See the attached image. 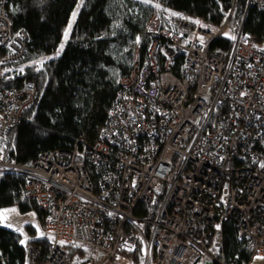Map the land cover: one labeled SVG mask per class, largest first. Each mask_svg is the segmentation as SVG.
Wrapping results in <instances>:
<instances>
[{
	"label": "built area",
	"instance_id": "built-area-1",
	"mask_svg": "<svg viewBox=\"0 0 264 264\" xmlns=\"http://www.w3.org/2000/svg\"><path fill=\"white\" fill-rule=\"evenodd\" d=\"M255 5L264 0H247V9ZM230 12L219 27L154 15L147 60L120 79L92 146L44 151L30 164L0 160V177L23 175V195L45 212L50 254L30 244L24 264H75L79 251L67 246L110 260L138 242L144 264H226L229 220L251 261L264 255V43L241 23L229 52L212 50ZM30 43L26 29H14L10 1L0 0V80ZM37 94L34 80L0 84V146ZM141 205L150 215L136 214Z\"/></svg>",
	"mask_w": 264,
	"mask_h": 264
},
{
	"label": "trees",
	"instance_id": "trees-1",
	"mask_svg": "<svg viewBox=\"0 0 264 264\" xmlns=\"http://www.w3.org/2000/svg\"><path fill=\"white\" fill-rule=\"evenodd\" d=\"M9 1L14 29H26L31 43L22 61L2 67L0 83L17 86L34 80L38 94L0 146L1 161L30 164L44 151L71 150L83 143L92 146L122 88L120 79L129 77L147 60L153 39L147 23L154 15L163 16L160 5L189 17H202L213 27L221 26L232 10L230 28L237 30L243 23L246 31L264 43V7L247 9V0ZM231 46L227 29L213 41L211 49L229 52ZM45 56L43 69L36 71L31 63ZM21 65L26 66L14 73ZM24 187L23 175L1 176L0 208L17 205L22 212H36L43 223L45 212L23 195ZM136 214L150 212L141 205ZM26 229L32 239L24 243L19 232L0 223V264H24L30 244L42 246L43 259L49 256L51 240L37 236V229L30 224ZM67 247L73 255L90 251ZM129 257L130 264H142L141 242ZM223 257L226 264L251 262L247 243L239 238L233 220L223 223Z\"/></svg>",
	"mask_w": 264,
	"mask_h": 264
},
{
	"label": "rangeland",
	"instance_id": "rangeland-1",
	"mask_svg": "<svg viewBox=\"0 0 264 264\" xmlns=\"http://www.w3.org/2000/svg\"><path fill=\"white\" fill-rule=\"evenodd\" d=\"M161 9V13H170L179 15L176 11L170 10L162 5L159 7ZM228 31L232 34V29L229 27ZM51 57V56H50ZM37 60V59H36ZM36 60L31 63V65H36ZM26 65H23L25 67ZM16 67V66H14ZM22 65L16 67L13 71L14 73H20V70L23 68ZM36 69V68H35ZM0 223L3 227L15 230L22 235L23 242L26 243L32 239L30 233L26 229V225L30 224L37 229V236H43L50 239L49 235L45 232L44 222L42 223L41 220L38 218L36 212H22L17 205L7 206L0 208ZM92 252V251H91ZM88 252H79V256L75 259V264L84 262L86 264H130V257L126 254H120L113 259L110 260H103L102 254L100 253L99 257H96L91 263L88 262L85 258H87ZM84 255V258H82ZM82 256V257H81ZM261 258V256H256L250 264L257 262V260ZM264 259V256H262ZM142 264H144V257Z\"/></svg>",
	"mask_w": 264,
	"mask_h": 264
},
{
	"label": "crops",
	"instance_id": "crops-1",
	"mask_svg": "<svg viewBox=\"0 0 264 264\" xmlns=\"http://www.w3.org/2000/svg\"><path fill=\"white\" fill-rule=\"evenodd\" d=\"M99 256H100V253L89 251L88 254H87V258H85V259H86V260H87V259H91V262H92L96 257H99ZM259 256H261V258H259V259L257 260L256 263L253 262V264H264V259L262 258V256H264V255H259ZM81 257H82V256H81ZM82 258H84V255H83ZM91 262H90V263H91ZM251 262H252V261H251ZM82 263H83V262H81V264H82ZM77 264H80V263H77Z\"/></svg>",
	"mask_w": 264,
	"mask_h": 264
},
{
	"label": "bare ground",
	"instance_id": "bare-ground-1",
	"mask_svg": "<svg viewBox=\"0 0 264 264\" xmlns=\"http://www.w3.org/2000/svg\"><path fill=\"white\" fill-rule=\"evenodd\" d=\"M42 61H43V59H41ZM44 63H45V61H43V65H42V68L41 69H39V70H36V71H40V70H42L43 69V67H44ZM36 68V67H35ZM1 84V83H0ZM37 89H38V86H37Z\"/></svg>",
	"mask_w": 264,
	"mask_h": 264
},
{
	"label": "clouds",
	"instance_id": "clouds-1",
	"mask_svg": "<svg viewBox=\"0 0 264 264\" xmlns=\"http://www.w3.org/2000/svg\"><path fill=\"white\" fill-rule=\"evenodd\" d=\"M43 58V57H40V59ZM39 59V58H38ZM90 262H91V259H90Z\"/></svg>",
	"mask_w": 264,
	"mask_h": 264
}]
</instances>
